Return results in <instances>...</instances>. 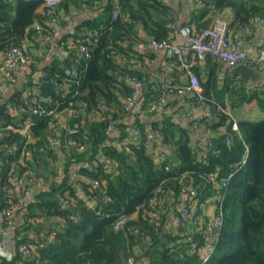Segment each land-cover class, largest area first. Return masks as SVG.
Instances as JSON below:
<instances>
[{
	"label": "trees",
	"instance_id": "trees-1",
	"mask_svg": "<svg viewBox=\"0 0 264 264\" xmlns=\"http://www.w3.org/2000/svg\"><path fill=\"white\" fill-rule=\"evenodd\" d=\"M204 1L205 8L183 25L193 24L197 28L210 25L217 14L212 5L219 8L227 5L235 7L236 17L230 22V28L246 27L256 16H264V0H256L252 4L238 0ZM119 7L116 18L113 3L109 5L107 15L86 24L92 34L79 41L88 42L95 37L98 41L90 44L89 56L76 62L81 72L80 78L69 80L64 75V68L48 67L47 79H57L65 83L66 87L57 88L49 101L40 106L24 104L22 120L34 121V139L27 143L25 136L8 131L0 142L1 153L11 160H21L24 146L31 149L33 160L30 165L38 168L34 165L39 164L41 154L47 150L50 134L48 124L53 118L46 113L47 108L54 106L63 111L68 101L73 100L77 109L85 107L89 114L100 111L105 117L99 125L89 128L78 125L80 143L91 145L94 148L93 155L101 149L113 164L112 169L106 163L99 162L95 167L82 170L84 176L101 182V186H97L99 190L87 189L95 205L91 207L79 199L72 186L69 194L63 195L69 197L68 205H63L58 199L43 202L42 210L65 218L66 227L46 232L45 238L37 242L21 240V243L36 247L35 257L24 260V264H124L123 251L128 250L129 255L138 239L149 237L153 246L160 242L161 235L165 240L160 247L152 250V264H264V119L241 120L238 122V131L230 126L227 135L231 137V143L226 141L227 135L214 138V147L205 155L202 148L194 149L188 139L165 123L160 131L164 140L174 145V155H167L160 163L144 138L139 144L130 143L128 147L105 143L111 123L121 128L120 139L129 133L123 131V126L131 118L132 110L126 111L124 107L134 85L129 79L120 80L118 74L124 75L126 79L141 75L120 63L123 58L139 57L135 46L140 41L139 29L144 28L157 41L170 40L172 30L177 29L168 25L174 19L170 17L169 7L163 0H120ZM14 10L17 11L16 15L13 14ZM48 10L49 7L42 0H16L15 3L0 0V53L31 37L35 32L31 26L35 21L42 24L46 17L49 18ZM73 62L71 60L70 64ZM199 77L203 86V99L211 105L213 116L219 117L222 122L227 120V115L219 104L224 105L228 103L227 100L233 106L256 100L264 107L263 87L248 90L246 86L232 82L221 87L216 77ZM192 100L197 104V98ZM36 108L39 110L37 113ZM141 130L144 131V128ZM12 143L17 144L16 148L8 151ZM245 158L246 161H243ZM232 166L238 169L230 177L228 187L220 188V178L232 172ZM216 171L219 172L218 177L210 179L208 175ZM5 180L0 182V209L18 202L8 192ZM186 180L190 181L187 186ZM82 187L86 188V184ZM189 187L196 189L195 199L199 203L214 198L219 191L224 194L222 232L216 241V251L207 262L202 261L194 245L195 242L201 244L208 239L205 235L184 233L182 229L171 234L165 231L163 220L159 224L154 218L159 203L152 205L153 197L157 196L160 200L171 193L177 197L185 189L189 191ZM73 196L77 202H74ZM73 215L79 219L75 221ZM122 216L126 220L118 227L117 222ZM90 227L91 231L79 244L80 234L87 232ZM20 257L21 253L18 252L14 261L3 264H16Z\"/></svg>",
	"mask_w": 264,
	"mask_h": 264
},
{
	"label": "crops",
	"instance_id": "crops-1",
	"mask_svg": "<svg viewBox=\"0 0 264 264\" xmlns=\"http://www.w3.org/2000/svg\"><path fill=\"white\" fill-rule=\"evenodd\" d=\"M9 1L12 3L16 2V0ZM163 1L169 7L170 17L174 19L168 25L173 29L177 28L176 30H172V45L187 47L189 42L183 34L179 33V28L193 16L199 14L200 10L205 8L206 2L204 0ZM241 1L252 4L256 0H238V2ZM110 4H113L112 0H107L102 5H95L94 2L87 0L65 1L57 4L55 6L56 18L53 20L46 17L44 22H42L47 28V32L52 33V38L42 40L34 32L31 37L28 36L25 39L29 50L41 60V68L47 70L48 67L56 69L68 67L71 62L72 52L67 44L69 42H77L88 34H92V31L87 30L86 24L107 15ZM211 7L213 11L217 12L215 18L223 17L232 22L236 17V9L231 5L220 8L215 5ZM16 12L14 10L13 14L16 15ZM215 18L210 21L211 24ZM36 23L40 22L35 21L31 29L35 30ZM29 29L27 30L29 31ZM138 34L140 41L135 46L139 52V57H150L151 61L144 65H136L130 63L129 58L120 60L123 67L140 72V77L144 80L138 104L133 107L131 118L125 121L123 131L130 132L133 127L150 129L152 131L154 129L160 130V127L165 123L170 124L179 135L188 139L194 149L197 150L203 149L209 139H218L227 135L228 128L231 126L228 116L227 120L222 122L219 117L213 116V114L208 115L202 108L194 109V103L189 93H179L176 90L162 88V84L166 81H169L173 85H186L189 83V76L185 69H179L171 64L172 61L178 60L177 54L167 48L155 47L153 37L144 28L141 27ZM229 37L232 41L238 42L251 57H256L264 49V22L254 19L246 27L239 29L231 27ZM2 55L3 52L0 53V59ZM185 60L202 78L216 77L217 83L221 87L232 82L233 84L246 86L248 90L255 87L264 88V62L257 64L248 63L258 67L261 76L258 81L250 80L245 85H242L240 77L232 74L233 68L220 59L207 57L205 60H198L193 53H189L185 56ZM13 73V80L0 75V125L8 122V118H11L12 121L22 120L25 112L24 104L32 106V99L36 94L44 95L40 88L42 83L52 84L51 81H46L41 69L22 71L19 67H15ZM118 76L120 80L129 79L133 83L132 78L126 79L122 74H118ZM56 89L57 87H55L54 91ZM52 93L48 98L52 96ZM162 96L165 97L164 102L161 101ZM152 101L157 102L158 107L150 111L148 107ZM227 102L231 105L228 100ZM141 107L145 111L139 114ZM231 108L238 122L241 120L260 121L264 119V107H261L256 100L245 101L237 106L231 105ZM103 118L105 117L102 112L96 111L89 114L86 108L82 106L77 109L76 113L61 112L57 115V119L60 121L57 134L63 136L65 125H80L89 128L92 125H99V122ZM120 133L121 128L118 131H109L105 143L121 146L118 143ZM132 140H137V138L131 136ZM16 145V143H12L8 151L15 149ZM151 147L159 163L162 162L158 158L160 151H166L167 155H174V148H168L165 140L158 136L152 139ZM93 152L94 148L91 145H87L85 150H79L65 145L62 141H58L51 146L47 144V150L41 154L38 161L39 164L34 165L39 169L37 179L33 183H21V160L5 158L0 150V182L6 179L8 192L13 194L17 201H20V206L11 219L9 230L3 231L0 227V264L14 261L19 252L21 240L27 239L37 242L45 238L46 232L63 230L66 227L65 218L50 215L42 210V204L46 200L58 199L65 205L61 200V196L69 194L70 187L72 186L75 188L79 199L91 207L95 205V200L87 192V189L90 191L98 189L96 181L84 176L82 170L95 167L99 162L106 163L108 168L112 169L113 164L107 159L105 154L98 152L96 155H93ZM237 169L238 167L232 166V172H228L227 174L234 173ZM220 170L219 168L218 171ZM5 176L7 178H4ZM84 184H86V188L82 187ZM191 189L189 187V190ZM187 193L183 191L177 197L173 193L163 196L159 200V207L154 213V218L159 224L163 220L164 229L168 233L175 234L179 232V229H182L184 233H201L209 240H212L213 235L208 225L214 219L217 212L214 198L211 197L202 203L198 216L179 223V208L183 199L187 198ZM72 199H74V202H77L75 196ZM136 215L134 214V216ZM91 229L92 227L87 232L80 234L78 238L79 244ZM164 240L161 235L160 242L152 246L149 237L138 239L132 245L129 255H127L128 250L126 252L123 251L124 264H152V250L158 246L160 247Z\"/></svg>",
	"mask_w": 264,
	"mask_h": 264
},
{
	"label": "built area",
	"instance_id": "built-area-1",
	"mask_svg": "<svg viewBox=\"0 0 264 264\" xmlns=\"http://www.w3.org/2000/svg\"><path fill=\"white\" fill-rule=\"evenodd\" d=\"M45 6L49 7L48 16L51 19H55V6L61 2L65 1H76V0H42ZM95 5H102L107 0H92ZM115 5L114 18H116L120 11V0H112ZM256 20H260L264 22V16H256ZM35 32L39 39H48L52 38V33L47 32V28L41 24H35ZM230 32V21L223 18L217 17L213 21L212 24L207 25L202 28H197L193 24H186L180 27L179 33L183 34L189 45L187 47H176L172 45L171 39L164 41H157L153 39V44L157 48H167L170 49L173 53L178 55L177 61H172L171 64L176 66L179 69H185L189 76V83L183 86L173 85L169 81H166L162 84L163 89L168 90H176L179 93H189L192 98H197V104H193L194 109H204L208 115L213 114V109L209 103H207L202 96L203 86L200 80L198 73H196L191 65L185 60V56L189 53H193L198 60H205L207 57H212L216 59H220L226 62L232 68L240 65V64H248L252 62L253 64L263 63L264 62V49L261 51L260 55L256 57H251L249 53L243 49L238 42L232 41L229 37ZM98 41V38H94L93 40H88V42L77 41V42H69L67 44L68 48L72 52L71 60L74 62L70 64L68 67L64 69V75L69 80H77L81 76V72L77 67V63L82 57H86L90 55V44ZM130 63H134L136 65H144L151 61L150 57H130ZM15 67H19L22 71H27L28 69H41L42 75L45 77L46 81H51V83L57 88H65V83H61L57 79H47L48 72L45 69L41 68V60L35 56L28 48L27 41L23 42L20 45H14L11 48L7 49L0 59V75H4L7 79L13 80L14 73L13 69ZM134 89L132 93L126 100L125 110L130 111L138 104L139 96L141 94V88L144 85V80L141 77L134 76L132 77ZM49 101V98L44 95L36 94L32 102L34 105L40 106L41 103H46ZM161 101H165V97H161ZM157 102L150 103L148 109L153 111L157 108ZM220 109L228 116L231 124V128L233 130H239L238 121L236 120L231 105L229 103H225L224 105L219 104ZM38 108L35 109L37 113ZM70 112L76 113L77 108L74 106V101L69 100L67 107L63 111L57 110L54 106H50L47 108L46 113L48 115H52L53 118L48 124L49 136L47 143L51 146L54 145L58 141H62L65 145L74 147L79 150H85L87 148L86 144H81L78 139L79 128L75 125H65L63 136L57 134V130L60 127V121L57 119V115L61 112ZM145 111L144 108H140L139 113L142 114ZM34 121L30 119L20 120V121H8L0 125V140L8 134V131L17 132L26 137V142L34 139L32 125ZM111 130H120V127L116 123H111L108 127V132ZM131 136L136 137L137 140L131 141ZM158 136L164 140V136L159 129H154L153 131L150 129H144L141 131L139 127H133L127 136L118 140V143L122 147H128L130 143L139 144L141 138H144V142L150 148L151 153L154 150L151 147L152 139ZM141 137L140 139H138ZM226 141L231 143L232 139L229 135L226 136ZM165 144L168 148H173V144L170 142H166ZM214 147L213 139H209L208 142L203 147V155H205L208 151H210ZM99 153H103L100 149ZM248 157V155L246 156ZM158 158L160 161H164L167 158L166 151H160L158 153ZM33 160V153L31 149L24 146L22 149L21 155V163L24 167L20 174L21 183L30 182L33 183L39 174V169L34 168L30 165V162ZM109 160V159H108ZM110 161V160H109ZM246 161V158L243 160ZM219 172H213L208 175V177L212 180H215L218 177ZM233 173L223 175L220 178V188H227L229 185L230 177ZM97 186H101V182L96 180ZM187 193V191L184 190ZM1 194V187H0ZM187 198L183 199L179 208L178 221L182 223L183 221L196 217L199 215L201 211L202 203H199L195 199V195L197 191L195 188H192L187 193ZM61 200L68 205L70 202L69 197L61 196ZM214 201L216 204L217 212L214 219L209 223L208 228L212 232V240L206 239L201 244L195 242L198 252L201 255L202 261H209L215 251H216V241L220 237L222 232V227L224 223L223 209L222 203L224 201V194L221 191L217 192L214 196ZM152 205H156L159 203V199L157 196L151 199ZM20 206V201H18L15 205L10 206L8 208L0 209V227L3 231H7L10 228V223L12 217L15 215L18 207ZM75 221L79 219L77 215H73ZM126 217L122 216L121 219L117 222V226H122L125 222ZM138 232V229L136 230ZM192 240V237H190ZM35 249L36 247L32 244L23 242L19 245V252L21 253V257L17 261L16 264H24V260L33 259L35 257ZM132 262V259H131Z\"/></svg>",
	"mask_w": 264,
	"mask_h": 264
},
{
	"label": "water",
	"instance_id": "water-1",
	"mask_svg": "<svg viewBox=\"0 0 264 264\" xmlns=\"http://www.w3.org/2000/svg\"><path fill=\"white\" fill-rule=\"evenodd\" d=\"M232 74L234 76L240 77V82L242 85H245L250 80L251 81H258L259 77L261 76V72L259 68L256 66H252L250 64H240L232 69ZM44 95L49 97L50 94L54 91L55 86L50 83H42L40 85ZM186 185H189L190 181H185Z\"/></svg>",
	"mask_w": 264,
	"mask_h": 264
}]
</instances>
